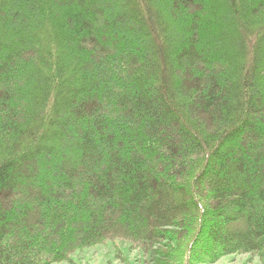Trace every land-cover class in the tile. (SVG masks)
<instances>
[{
	"label": "trees",
	"instance_id": "16d2710c",
	"mask_svg": "<svg viewBox=\"0 0 264 264\" xmlns=\"http://www.w3.org/2000/svg\"><path fill=\"white\" fill-rule=\"evenodd\" d=\"M186 225L264 259V0H0V264Z\"/></svg>",
	"mask_w": 264,
	"mask_h": 264
},
{
	"label": "rangeland",
	"instance_id": "374dc122",
	"mask_svg": "<svg viewBox=\"0 0 264 264\" xmlns=\"http://www.w3.org/2000/svg\"><path fill=\"white\" fill-rule=\"evenodd\" d=\"M194 229L193 225L182 226L175 230L171 241H160L150 250L154 252L158 249L168 256L177 253L178 259L162 258L161 264H264V259L255 254H226L210 262L204 255L207 250L210 251L211 246L219 243L217 238L210 244H206L207 238L199 241L192 249L190 260H185L187 243L193 237ZM151 251H144L126 240L116 239L76 251L68 261L57 264H157L153 261Z\"/></svg>",
	"mask_w": 264,
	"mask_h": 264
}]
</instances>
